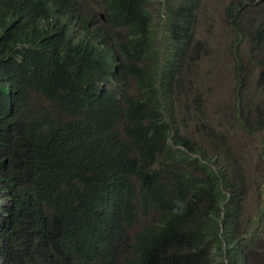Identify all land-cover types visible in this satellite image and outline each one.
Instances as JSON below:
<instances>
[{
  "label": "trees",
  "instance_id": "16d2710c",
  "mask_svg": "<svg viewBox=\"0 0 264 264\" xmlns=\"http://www.w3.org/2000/svg\"><path fill=\"white\" fill-rule=\"evenodd\" d=\"M203 3L161 0L157 28L148 0H103V19L0 0V264H259L241 165L180 107ZM226 22L256 67L238 64L257 87L240 128L264 141V0H232Z\"/></svg>",
  "mask_w": 264,
  "mask_h": 264
},
{
  "label": "rangeland",
  "instance_id": "374dc122",
  "mask_svg": "<svg viewBox=\"0 0 264 264\" xmlns=\"http://www.w3.org/2000/svg\"><path fill=\"white\" fill-rule=\"evenodd\" d=\"M231 1L204 0L199 13L196 40L206 45L207 52L201 58L195 56L194 61H188V70L193 76H183L180 107L185 110L184 105H189V117L198 110L203 111V127L196 118L187 121L185 130L189 134L202 135L204 128L205 139L206 130L212 129L219 136V139L211 136L216 145L212 149L219 151L222 158L234 155L241 165L247 179L244 224L248 230L255 231L257 222L259 228L264 223V141L259 134L250 135L240 128L239 122L242 120L238 109H249L250 101L246 102V99L257 94V87L254 83L239 84L238 64L253 72L255 61L250 57L248 36L244 35L239 41L226 22V12ZM148 4L154 15V26L158 28L159 15L163 14L161 0H148ZM82 10L86 16L98 15L103 19V0H83ZM75 31L78 32L77 28ZM257 75L258 70L252 80ZM137 92V86L132 82L131 93ZM224 135L229 141L220 144ZM258 260L259 264H264L263 255Z\"/></svg>",
  "mask_w": 264,
  "mask_h": 264
},
{
  "label": "clouds",
  "instance_id": "9594fccd",
  "mask_svg": "<svg viewBox=\"0 0 264 264\" xmlns=\"http://www.w3.org/2000/svg\"><path fill=\"white\" fill-rule=\"evenodd\" d=\"M102 17V16H101ZM104 17V16H103Z\"/></svg>",
  "mask_w": 264,
  "mask_h": 264
}]
</instances>
